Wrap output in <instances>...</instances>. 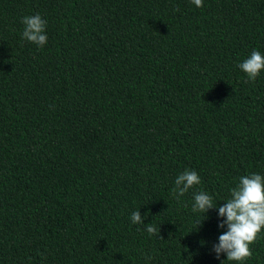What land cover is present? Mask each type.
I'll return each instance as SVG.
<instances>
[{"label":"trees","instance_id":"trees-1","mask_svg":"<svg viewBox=\"0 0 264 264\" xmlns=\"http://www.w3.org/2000/svg\"><path fill=\"white\" fill-rule=\"evenodd\" d=\"M203 3L0 0V264L227 260L193 193L222 205L264 175V70L238 67L264 54V0ZM37 13L43 48L22 39ZM185 170L202 183L177 201ZM252 251L264 264V238Z\"/></svg>","mask_w":264,"mask_h":264},{"label":"clouds","instance_id":"clouds-1","mask_svg":"<svg viewBox=\"0 0 264 264\" xmlns=\"http://www.w3.org/2000/svg\"><path fill=\"white\" fill-rule=\"evenodd\" d=\"M191 3L200 8L204 6L203 0H191ZM22 23L24 24L22 39L43 48L48 42L47 21L37 13L24 16ZM238 67L246 73L248 81L255 82L264 70V54L253 50ZM201 183V177L197 171L185 170L174 181L172 189L174 198L179 201L182 196ZM193 200L192 211L203 214L204 217L202 221H197L198 230L208 219L207 214L211 209H218L219 217L225 218L219 227L221 229L226 227L227 230L219 235V242L213 246L216 258L219 259L221 254H226V261L234 262V264H245L251 259L253 245L264 238V231H262L264 229V175L252 173L241 176L238 185L230 189V198L222 205H217L214 197L203 190L194 192ZM146 218L141 216L140 210L134 211L130 217L133 224L144 226V230L150 236H160V226L158 228L152 223L145 226ZM146 259L151 260L152 257L147 256ZM226 261H222V264Z\"/></svg>","mask_w":264,"mask_h":264}]
</instances>
